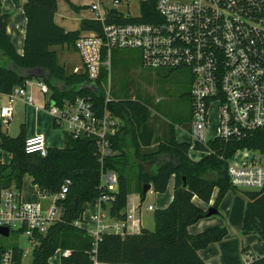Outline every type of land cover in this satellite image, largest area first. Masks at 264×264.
<instances>
[{
    "label": "trees",
    "instance_id": "trees-1",
    "mask_svg": "<svg viewBox=\"0 0 264 264\" xmlns=\"http://www.w3.org/2000/svg\"><path fill=\"white\" fill-rule=\"evenodd\" d=\"M67 1L71 3V0ZM156 2L142 1V16L131 20L116 9H111L106 22L151 21ZM72 6L79 9L74 4ZM23 7L27 25L22 54L17 52L10 35L0 30V91L9 93L27 78H32L24 75L26 69L43 67L48 73L45 81L55 98L90 96L102 110L105 105L103 88L95 91L84 88L85 83L90 82L88 75L67 73L52 49L62 44H69L75 49L81 32L90 29L101 31L102 22L84 18L80 29L68 31L55 21L57 0H26ZM104 78L103 72L97 83L100 84ZM107 106L112 114L121 119L122 124L112 138L114 153L106 157L103 164L93 138H74L66 134L64 147H51L46 156H41L25 151L27 137L23 133L12 137L0 123V145L12 154L9 163L0 164V190L15 188L21 191L26 174L32 177L33 184L38 186L41 194L57 193L66 179L71 180L66 196L58 201L63 209L62 220L52 225L46 233L34 232L36 246L31 264H52L51 258L58 250L70 251L69 255L63 256L62 264H94L92 237L84 228L75 225L76 220L83 218L86 204L108 194L112 197L107 202L111 217L125 218L130 177L136 176L141 184L139 193L143 200L146 196L143 193L145 184H151L156 192L163 193L172 175L175 176L173 199L167 207L155 211L154 229L142 228L137 233L125 236L106 233L98 244L96 256L102 262L111 263L206 264L199 250L222 240L228 234V229L226 226H214L192 234L189 226L207 217L208 213L194 202V197L209 203L218 188L213 205L218 209L228 191H237L230 183L227 162L219 157L226 144L219 139L212 140L208 145L215 152L194 160L190 157L191 143L179 141L172 127L170 137L161 141L156 150L146 153L143 148L150 147L154 139V131L148 126V106L133 99H114ZM237 146L264 150V129L250 133L238 141ZM197 148L207 149L202 144ZM103 171L117 173L118 185L114 191L103 185ZM243 194L246 206L242 233L257 234L264 241V190H246ZM107 203H103L104 207ZM11 248L16 264H23V249L18 246ZM6 249L0 246V258ZM250 264H264V256L254 257Z\"/></svg>",
    "mask_w": 264,
    "mask_h": 264
},
{
    "label": "built area",
    "instance_id": "built-area-1",
    "mask_svg": "<svg viewBox=\"0 0 264 264\" xmlns=\"http://www.w3.org/2000/svg\"><path fill=\"white\" fill-rule=\"evenodd\" d=\"M131 12H121L128 19L140 18ZM112 5L129 7V0H112ZM92 19L102 22L101 31L83 30L75 43L89 83L101 78L103 72L111 75L112 55L115 49L138 51L143 68L148 70H187L191 75V148L207 147V155L215 152L209 147L212 140H222L226 147L220 159L228 164L230 183L235 188L264 190V150L237 146L250 133L264 129V0H157L151 21L106 22L111 9L102 0L89 4ZM117 10V9H116ZM119 11V10H117ZM120 12V11H119ZM78 72V68L75 70ZM33 87L45 97L43 108L55 118L57 126L74 138L90 137L95 140L98 157L103 164L114 153L112 138L122 121L112 114L107 104L110 89L105 92L101 110L90 96L57 99L43 78H27L9 93L0 91V123L8 126L13 119L18 101L36 104ZM100 89L99 87L97 90ZM214 105L218 106L216 135L207 137L209 117ZM29 154H48L43 134L25 140ZM233 150V151H232ZM231 151V153H230ZM102 183L109 190L118 185L114 171H103ZM66 179L57 193H44L36 200H25L15 188L0 191V226L11 227L20 223L31 240L34 232L46 233L63 218L58 201L68 192ZM112 199L108 194L98 198L97 210L75 225L84 228L93 240L94 264L111 263L98 260V244L104 234L122 236L139 232L141 220L136 212L140 206L126 213L125 218H113L103 209V203ZM152 210L154 207L149 206ZM69 255L70 251L64 252ZM254 259L251 255L250 262ZM0 264H16L14 250L6 249Z\"/></svg>",
    "mask_w": 264,
    "mask_h": 264
},
{
    "label": "rangeland",
    "instance_id": "rangeland-1",
    "mask_svg": "<svg viewBox=\"0 0 264 264\" xmlns=\"http://www.w3.org/2000/svg\"><path fill=\"white\" fill-rule=\"evenodd\" d=\"M88 2H93L94 0H87ZM107 3L108 6H111L112 0H102ZM129 7H126L133 16H139L141 14L140 1L141 0H129ZM64 5L72 8V4L67 0H62ZM91 2V3H92ZM90 3V4H91ZM58 4V0H57ZM124 7V5H120ZM120 6H117L119 8ZM81 9V8H79ZM90 9V7L82 8ZM75 10V9H74ZM53 49L56 50L58 63L63 65L67 73L76 72V68H80L81 63L73 46L69 44H62L53 46ZM133 61H129L127 58L134 56ZM112 67H111V77L102 83L103 90L107 93L110 88L111 99H133L143 102L148 106L150 124L153 127H156L157 122L161 124V132L163 135L167 134V130L171 127L175 129L176 137L181 140H186L192 142V137L189 135V129L191 127V100L189 95V90H191V75L187 70H163L164 77H161L154 70H148L143 68L140 62L139 52L130 51V50H120L115 49L112 55ZM78 71V72H79ZM51 125L54 126L55 118L50 115ZM218 124V106L214 105L211 109L209 117V125L207 130V137L213 138L216 135V128ZM8 127L9 133L16 135L14 124L9 126L3 125V129L6 130ZM65 126L55 127V134L59 137L64 134ZM162 138L158 136L156 140ZM9 154V152L1 149L0 146V159L4 155ZM205 155V152L200 149H191L190 156L192 159H198ZM174 176V175H172ZM30 176L26 174L23 179L22 189L23 193H30L33 185L28 181ZM172 178V177H171ZM172 180H169V186L164 193L170 190L172 185ZM141 184L137 180L136 176L130 177L129 189L132 193V190L139 192ZM117 189V187L115 188ZM247 189L238 188L235 193L230 190L233 195L240 202V209L242 220L244 218L245 212V195L244 191ZM173 191V190H172ZM228 191L226 195L230 192ZM170 192V191H169ZM215 194H218V188L215 189ZM130 193V194H131ZM140 194V193H139ZM157 194L154 189L147 192L145 198L141 200L142 207V221L143 226L149 230H153L155 227L154 223V213L159 209L160 202L158 201ZM168 194V193H167ZM224 196V198L226 197ZM130 196V195H129ZM214 196V193H213ZM223 198V199H224ZM222 199V201H223ZM133 200V199H132ZM199 200V199H198ZM216 198L214 199V201ZM220 202L219 206L221 205ZM97 203V200L86 205L85 217H88L90 210L94 208V205ZM152 204L156 207L155 210H149L148 205ZM228 204V201H227ZM169 205V204H168ZM167 205V206H168ZM166 206V207H167ZM161 209V208H160ZM219 211V210H218ZM220 212V211H219ZM221 214H223L221 212ZM216 216V215H215ZM20 223L13 225L10 230L9 236L0 235V246L7 248L18 246L24 251L23 264H31L33 261V251L36 246V242L31 240L29 236L23 231L20 230ZM249 243H252L253 247L264 252V241H262L257 234H248ZM63 251L58 250L54 256L51 258L52 264H62Z\"/></svg>",
    "mask_w": 264,
    "mask_h": 264
},
{
    "label": "crops",
    "instance_id": "crops-1",
    "mask_svg": "<svg viewBox=\"0 0 264 264\" xmlns=\"http://www.w3.org/2000/svg\"><path fill=\"white\" fill-rule=\"evenodd\" d=\"M25 1L26 0H1L2 14H5L11 18L9 25L7 26L6 32L8 35H10L16 47V50L19 54L23 53L24 44H25L26 25H27V18H26V14L24 11V7H23ZM91 2H88L87 0H71L72 4L81 8L78 10L77 9L74 10L68 7L67 5L65 6L62 0H58V8L55 13L56 23L68 31L80 29L82 25V20L84 18L93 17V14L90 9H87V11L86 9H82V7L89 6ZM108 7L115 8L119 10L120 12L128 11L127 8H125V6L124 7L120 6L119 8H117L116 6L111 5ZM75 51L78 54V57L81 63V70L79 72H74V73H85V69L83 68L81 57L76 49ZM134 57L135 55L130 56L127 59L129 61H133ZM79 69L80 68H78V70ZM156 72L161 77H164V73H166L163 70L156 71ZM104 74H105V78L101 81L100 84H98V87L99 88L101 87L100 88L101 90H102V83L111 77V75L108 76L106 72H104ZM32 90L36 98L35 99L36 104L31 105V104L25 103L24 101H18L16 104L15 115L9 123V125L14 124L16 135L14 136L11 133H9L8 127L6 130L4 129L3 130L12 137H17L21 133H23L25 137L33 136L36 134H43L46 137V141H47L49 148L64 147L65 146V136L66 134H68L67 131H64L63 137L62 136L59 137L58 135L55 134L56 124L54 123V126L51 125V120H50L51 114H49V112L43 108V105L45 104V97H43V95L39 92L37 87H33ZM189 95H190V90H189ZM190 100H191V96H190ZM191 117H192V104H191ZM150 119L151 117H149L148 126L154 131V139L150 147L143 148V152H146V153L156 150L158 144L161 141L168 139L170 137V132L172 128L171 127L169 130H167L166 135H163V131L161 132L160 122H157L156 127H153L150 124ZM174 132H176L175 129H174ZM190 132H191V127L189 129V135H190ZM158 136H161L162 138L156 140ZM181 141H186V140H181ZM206 155L207 153L205 152V155H203L202 157L196 160H200ZM11 159H12V154L9 152V154H6L3 157H1L0 164L9 163ZM171 177L172 178H170V180H172L173 182H172V185L170 186V190H168V192L164 194L163 193L157 194L158 201L161 204L159 205L160 206L159 209L165 208L168 204H170V202L173 199L175 176H171ZM28 181L32 183L33 188L31 189L30 193H25V194L23 193V190H21L20 193L22 197L25 200H36L40 198L41 193L39 191V188L37 185L33 184L31 176L28 179ZM152 189H153V186L151 187L149 191H151ZM231 193L232 192L230 191L226 195L220 207H218V210L220 212L218 211L217 214L204 217L200 219L199 221H197L196 223L189 226V232L192 234H196L198 232H201L205 229H208L214 226H226L228 229V234L222 240L213 242L208 247L199 250V254L202 257V259L206 262V264H250L249 257L251 255L253 257L264 256V252L253 247L252 243H249L248 237L242 233V227H243L242 216L243 215L241 214V209H240L241 202L236 197L230 196V195H233ZM217 195L218 194H215L214 192V196H212V199L210 200L209 203L199 199L198 197H194V202L198 206L202 207L203 209L208 210L209 207L214 205L216 201V200L214 201V199L217 197ZM96 200H97V203L94 205V208L90 210L88 217H90V215L94 213L99 206V201L98 199ZM141 200L142 198L139 192L136 190H132V193L130 194L129 199H128L127 207L124 209V212L128 213L130 212L131 209L138 207V206H140L141 208L142 207ZM227 201H228V204H227ZM150 205L152 204L148 205V209ZM102 206L105 212L109 214V204L107 203L105 207L104 205ZM245 206H246V201H245ZM140 208L139 210H137L136 215L141 220V227L148 229L145 226H143V221L141 217L142 210ZM155 209L156 207H154L152 211ZM221 212L223 214H221ZM84 216H85V213H84ZM62 251H63V256H64L65 251L64 250Z\"/></svg>",
    "mask_w": 264,
    "mask_h": 264
},
{
    "label": "water",
    "instance_id": "water-1",
    "mask_svg": "<svg viewBox=\"0 0 264 264\" xmlns=\"http://www.w3.org/2000/svg\"><path fill=\"white\" fill-rule=\"evenodd\" d=\"M11 18L9 16L5 17L3 14L0 15V30L3 32L7 31V26L9 25ZM26 77H35V78H44L47 79L48 73L43 67H35L26 69L24 72ZM84 88H88L90 90H97V84L95 82L92 83H85ZM151 184H145L143 187L144 195L151 189ZM218 213V209L211 206L208 208L207 216H211ZM0 235L9 236L10 235V228L6 226H0Z\"/></svg>",
    "mask_w": 264,
    "mask_h": 264
}]
</instances>
